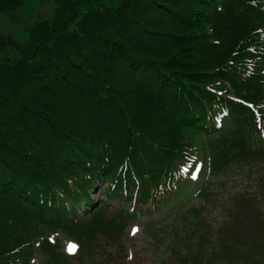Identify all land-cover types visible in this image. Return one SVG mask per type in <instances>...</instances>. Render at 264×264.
I'll list each match as a JSON object with an SVG mask.
<instances>
[{"label": "trees", "instance_id": "1", "mask_svg": "<svg viewBox=\"0 0 264 264\" xmlns=\"http://www.w3.org/2000/svg\"><path fill=\"white\" fill-rule=\"evenodd\" d=\"M30 1L0 0V19L14 27ZM49 1L32 24L0 27V264L37 248L67 264L56 234L79 264H125L128 219L166 212L144 228L169 238L162 264H264V0ZM230 170L252 184L217 205L206 247L212 180ZM96 181L133 214L95 206ZM83 203L92 212L68 220Z\"/></svg>", "mask_w": 264, "mask_h": 264}, {"label": "rangeland", "instance_id": "2", "mask_svg": "<svg viewBox=\"0 0 264 264\" xmlns=\"http://www.w3.org/2000/svg\"><path fill=\"white\" fill-rule=\"evenodd\" d=\"M39 1L40 0H34L27 3V5L19 12L18 20H15L13 22V26L18 27L21 25L20 28H23L32 24L33 21H36L47 15L51 10V2L49 1V3H45L43 6L39 7ZM0 27L3 28L6 33H10V31L12 32L13 30H15L14 27L10 26L5 20L2 19H0ZM258 175H263L264 179L263 172L258 171ZM212 182L214 183V185L212 186V190L215 199L213 200V205H210L205 210L206 217L210 221H212V223L209 224L210 243L206 246L210 248L213 246V244H216V236L213 235L214 233H216L218 228L216 223L221 222L223 219L221 209L218 208L217 205H225L230 195L235 196L239 194V191L252 184L251 182L242 180L236 172L231 170L229 172L225 171L223 175H220L218 178L212 180ZM104 189H106V186H97L95 191L92 193L93 199L95 201H102V192ZM110 206L112 210L120 208V204H118L117 202L110 204ZM259 206L262 218L264 220V204L260 202ZM243 214L244 217L242 218V220L245 221L248 213L246 210H244ZM77 217L81 218L83 216L78 213ZM141 231L137 235V237L131 241L128 240L126 236L122 238V244L123 242L125 243V245L128 243V250L130 253H132L133 258L131 264H162L163 260H166L170 255L166 247V245L169 244V238H163L161 241L156 242L161 237H163L161 236V233H156L155 235H145ZM126 232L129 236H131L134 233V228L129 227ZM244 234L246 236L249 235V231L247 228L245 229ZM32 264L36 263L33 262Z\"/></svg>", "mask_w": 264, "mask_h": 264}, {"label": "snow or ice", "instance_id": "3", "mask_svg": "<svg viewBox=\"0 0 264 264\" xmlns=\"http://www.w3.org/2000/svg\"><path fill=\"white\" fill-rule=\"evenodd\" d=\"M71 247H73V248H74L75 246L73 245V246H71Z\"/></svg>", "mask_w": 264, "mask_h": 264}]
</instances>
